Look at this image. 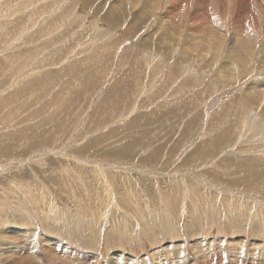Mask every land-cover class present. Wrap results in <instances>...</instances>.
<instances>
[{"label":"rangeland","instance_id":"rangeland-1","mask_svg":"<svg viewBox=\"0 0 264 264\" xmlns=\"http://www.w3.org/2000/svg\"><path fill=\"white\" fill-rule=\"evenodd\" d=\"M0 264H264V0H0Z\"/></svg>","mask_w":264,"mask_h":264},{"label":"bare ground","instance_id":"bare-ground-1","mask_svg":"<svg viewBox=\"0 0 264 264\" xmlns=\"http://www.w3.org/2000/svg\"><path fill=\"white\" fill-rule=\"evenodd\" d=\"M200 5V4H199ZM238 13V12H237ZM240 24V23H239ZM236 34V33H235ZM235 41V40H234ZM236 42V41H235ZM239 43V42H238ZM161 54V53H160ZM228 80V79H227ZM253 95V94H252ZM38 172V171H37ZM16 228V227H15Z\"/></svg>","mask_w":264,"mask_h":264}]
</instances>
